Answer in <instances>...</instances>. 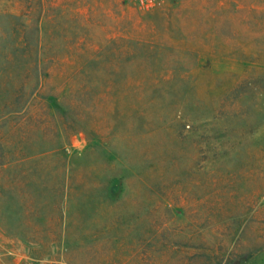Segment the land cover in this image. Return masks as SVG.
<instances>
[{"label": "rangeland", "instance_id": "374dc122", "mask_svg": "<svg viewBox=\"0 0 264 264\" xmlns=\"http://www.w3.org/2000/svg\"><path fill=\"white\" fill-rule=\"evenodd\" d=\"M199 248L264 264V0H0V264Z\"/></svg>", "mask_w": 264, "mask_h": 264}, {"label": "trees", "instance_id": "16d2710c", "mask_svg": "<svg viewBox=\"0 0 264 264\" xmlns=\"http://www.w3.org/2000/svg\"><path fill=\"white\" fill-rule=\"evenodd\" d=\"M252 255V252L226 255L221 248H199L191 255L190 261L191 264H248ZM171 262L168 261L167 264H174Z\"/></svg>", "mask_w": 264, "mask_h": 264}, {"label": "built area", "instance_id": "2783aa9c", "mask_svg": "<svg viewBox=\"0 0 264 264\" xmlns=\"http://www.w3.org/2000/svg\"><path fill=\"white\" fill-rule=\"evenodd\" d=\"M136 2H140V3H142V4H146V3H149V2H151V1H153V0H135Z\"/></svg>", "mask_w": 264, "mask_h": 264}]
</instances>
